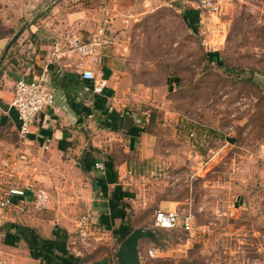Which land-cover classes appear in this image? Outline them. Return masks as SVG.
<instances>
[{
  "label": "rangeland",
  "instance_id": "374dc122",
  "mask_svg": "<svg viewBox=\"0 0 264 264\" xmlns=\"http://www.w3.org/2000/svg\"><path fill=\"white\" fill-rule=\"evenodd\" d=\"M123 1L119 4L130 7L131 14L125 12L118 19L114 9L121 6L117 0H0V36L8 23L1 20L36 9H43L35 11L36 15L46 12L47 18L50 14L57 26L65 25L63 13L82 9L88 16L80 34L84 42L108 21L110 44L104 51L119 48L128 71L146 78L131 82L130 88H139L135 91L139 95L146 89L152 93L124 99L127 109L135 110L143 131L137 132L136 148L129 152L120 146L129 137L119 131L123 142L115 151L119 159L130 157L128 165L137 176L127 187L134 190L129 226L133 230L144 223L142 228L155 232L154 238L139 242V263L264 264V0ZM53 11L61 14L58 19ZM15 42L8 55L19 61L13 71L22 78L32 54ZM6 50L0 46V58ZM206 53L219 54L225 68L209 63ZM9 65L8 60L2 68ZM231 70L244 72L237 77L229 74ZM142 138L155 140L161 163L167 160L153 176L140 166ZM175 155L182 158L179 170L174 168ZM174 171L176 183L192 193L188 204L176 208L194 216L189 233L155 231L147 220L154 212V197L174 181ZM13 180H8V186ZM4 194L0 191V198ZM72 196L76 195L60 198L74 203ZM81 216L88 217L91 229L98 232L86 210L75 218V229ZM99 228L92 248L85 253L82 247L80 264L100 260L102 254L116 264L120 242L110 244V233ZM151 246L153 257L147 254Z\"/></svg>",
  "mask_w": 264,
  "mask_h": 264
},
{
  "label": "crops",
  "instance_id": "0c3cea01",
  "mask_svg": "<svg viewBox=\"0 0 264 264\" xmlns=\"http://www.w3.org/2000/svg\"><path fill=\"white\" fill-rule=\"evenodd\" d=\"M34 1L46 3L49 0H30ZM117 1L118 4L122 2ZM120 6L116 5L114 9L118 19L125 12H131L127 5ZM35 11L15 15V19L6 17L1 20L8 23L0 36V46L7 49L0 58V191L6 193L8 189H20L24 195L13 196L9 211L0 213V264H40L41 261L30 256L23 240L15 242L14 246L4 244L6 234L2 228L7 223L28 229L34 238L47 243L48 251L55 257L69 254L68 247L76 232L75 218L81 210L90 213L92 221L97 223L98 232L101 227L110 233V244L117 240L114 232L123 225H129V209H132L129 201L134 190L127 187L132 186L134 182L131 180L137 177L132 174V165H128L130 157L122 160L116 156L117 146L123 142L118 134L120 131L129 137L125 144L120 145L126 148L124 152H129L136 148L137 132L143 131L137 124L135 110L127 109L124 99L142 97L147 93L152 95L147 89L139 95L135 92L139 88H130L131 82H144L146 78L128 71L123 54L117 47L103 49L96 69L98 77L105 80L107 86L101 93H94L93 82L81 79L80 59L66 48L72 39L83 41L80 34L85 28L86 12L82 9L77 13L65 12L62 14L66 18L65 25L57 26L50 14L45 18V11L38 15ZM94 11L96 14V8ZM105 12L115 17L112 12ZM56 13L55 18L58 19L61 15L58 11L51 14ZM22 23L23 26L17 28ZM14 41L29 48L32 54L24 64L28 71L22 78L34 79L47 68L49 87L55 95L54 106L59 109L58 113L52 109L40 113L23 140L18 137L16 112L9 107L14 83L20 79L13 71L20 66L19 61L10 60L8 55ZM53 51H58L60 57L51 60ZM8 60L9 67L2 68ZM33 64L36 70L34 66L32 68ZM90 114L94 115L93 121L88 120ZM140 140L143 146L141 169L153 176L160 164V167H165L167 160L161 163L163 159L155 140ZM175 157L174 168L179 170L182 158ZM96 164H101L102 170L96 169ZM173 174L174 181L154 197V211H172L190 202L191 191L183 190V186L176 183L178 173L174 171ZM10 179H14L13 185L8 186ZM39 194L44 201L42 209L34 206ZM70 194L76 195L71 197L74 203L60 198V195ZM147 220L152 222V216ZM143 224H138V228ZM151 248L154 247H148L147 252Z\"/></svg>",
  "mask_w": 264,
  "mask_h": 264
},
{
  "label": "built area",
  "instance_id": "2783aa9c",
  "mask_svg": "<svg viewBox=\"0 0 264 264\" xmlns=\"http://www.w3.org/2000/svg\"><path fill=\"white\" fill-rule=\"evenodd\" d=\"M108 21H105L94 34L89 37L87 42L79 39H72L68 43L67 51L73 53L80 59V75L82 80L93 82V92L101 93L107 86V82L98 77L96 66L100 63L102 49L110 44L106 36V27ZM58 47V45L56 44ZM64 53V52H63ZM65 55V53L63 54ZM53 56L59 58L58 51L53 52ZM55 95L49 87V74L47 68L34 79L28 80L20 78L14 83L12 97L9 107L16 112L19 122L18 137L26 139L32 127L34 126L37 116L45 110L52 109L55 113L59 112L55 108ZM88 120H94V115H88ZM194 133H190L193 137ZM96 169L102 170L101 164L95 165ZM23 191L9 189L3 197L0 198V213L7 211L12 206L11 198L13 196H23ZM42 195H36L34 206L37 209L44 207ZM151 227L154 230L177 231L189 233L194 228V216L191 212H182L180 210L162 211L156 210L152 215ZM95 230L91 229L88 217L81 216L76 222L75 237L70 242L68 253L75 257H81L88 249H91V241L96 240L93 235ZM98 233V232H96ZM94 249V248H93ZM154 248L148 250L150 257L154 255Z\"/></svg>",
  "mask_w": 264,
  "mask_h": 264
},
{
  "label": "trees",
  "instance_id": "16d2710c",
  "mask_svg": "<svg viewBox=\"0 0 264 264\" xmlns=\"http://www.w3.org/2000/svg\"><path fill=\"white\" fill-rule=\"evenodd\" d=\"M204 58L209 63H215L218 67L225 68V63L219 58L217 53H206ZM236 70H231L229 74H235L237 77L240 76L244 71L238 73ZM5 231L4 244L8 246H14L15 242L23 240L29 248L31 257L41 260L44 264H80V259L75 258L69 254L59 256H53L46 246L47 243L34 238L26 228L12 225L7 223L2 228ZM132 231L129 225H123L118 231L114 232L118 242H121L125 237Z\"/></svg>",
  "mask_w": 264,
  "mask_h": 264
},
{
  "label": "water",
  "instance_id": "95a60500",
  "mask_svg": "<svg viewBox=\"0 0 264 264\" xmlns=\"http://www.w3.org/2000/svg\"><path fill=\"white\" fill-rule=\"evenodd\" d=\"M125 123H127L126 120ZM154 236L155 232L151 229L142 227L133 229L118 245L115 254L116 264H140L139 242L143 239L154 238ZM89 264H111V262L108 257H103Z\"/></svg>",
  "mask_w": 264,
  "mask_h": 264
}]
</instances>
